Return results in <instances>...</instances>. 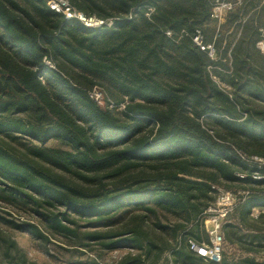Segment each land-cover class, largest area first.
Wrapping results in <instances>:
<instances>
[{
    "label": "trees",
    "instance_id": "16d2710c",
    "mask_svg": "<svg viewBox=\"0 0 264 264\" xmlns=\"http://www.w3.org/2000/svg\"><path fill=\"white\" fill-rule=\"evenodd\" d=\"M68 2L86 16L114 22L111 27L86 28L51 11L46 0H0V115L21 116L20 122L6 118L0 133L29 137L41 147L31 151L35 157L62 171L73 170L86 182L96 181L97 189L88 195L1 148L0 177L79 217L161 210L176 221L174 234L184 236L183 245L171 249L174 264H216L191 252L187 241L207 242L202 213L214 201L217 188L249 192L228 216L224 240L237 244L233 231L238 229L264 237V111L243 110L241 102H232L207 72L216 62L192 43L195 30L211 42L202 27L210 20V3ZM256 3L242 0L227 14L228 21L240 26ZM250 21L242 28L249 29ZM263 24L252 27L253 45ZM247 85L237 91L264 103V91H251ZM93 87L114 105L124 103V110L97 106L88 96ZM242 113L246 116L240 117ZM51 140L68 150L43 148ZM239 154L262 163L242 160ZM133 171L140 172L141 181L125 187L107 189L98 177L102 173L121 179ZM255 210L259 214L254 219ZM54 222L61 225L57 216ZM31 229L43 237L36 227ZM125 243L141 248L134 239L110 246ZM218 264L264 261L222 257Z\"/></svg>",
    "mask_w": 264,
    "mask_h": 264
},
{
    "label": "rangeland",
    "instance_id": "374dc122",
    "mask_svg": "<svg viewBox=\"0 0 264 264\" xmlns=\"http://www.w3.org/2000/svg\"><path fill=\"white\" fill-rule=\"evenodd\" d=\"M261 10L264 11V0H257L240 26L230 23L228 15L221 21L209 20L202 25L206 39L215 42L217 49L213 61L216 65L210 70V78L232 102H241L243 110L247 111H264L263 102L237 91L244 83L251 91H264V54L257 52L251 43L252 27L264 22V16L259 15ZM248 18L251 20L249 29L242 28ZM231 79L234 82L229 84L226 80ZM241 115L245 117L246 113ZM6 118L20 122L21 116L0 115V128L7 121ZM0 148L16 159L27 160L41 171L81 187L88 195L95 194L96 181L86 182L73 170L62 171L35 157L31 151L41 147L29 137L18 133H0ZM43 148L68 150L56 140L48 141ZM144 170L146 174L150 172L148 168ZM98 177L105 188L110 189L114 185L125 187L134 181L138 184L141 175L139 171H133L121 179L105 178L102 173ZM64 213L63 206L35 195L27 187H16L0 177V264H174L171 249L183 245L184 236L172 231L176 221L161 210L152 214L130 209L90 218L73 213H66L63 217ZM258 214L259 211L255 210L251 217L255 219ZM56 216L61 220L59 227L54 222ZM24 224L30 227H17ZM158 224L165 229L159 228ZM31 226L36 227L43 237L39 238ZM233 232L234 240L238 242L229 244L224 240L223 259L253 258L264 261L263 235H255L245 229ZM201 238L205 240L204 235ZM130 239L136 240L141 248H131L126 243L119 245V248L110 246ZM246 249L254 251L248 252Z\"/></svg>",
    "mask_w": 264,
    "mask_h": 264
},
{
    "label": "built area",
    "instance_id": "2783aa9c",
    "mask_svg": "<svg viewBox=\"0 0 264 264\" xmlns=\"http://www.w3.org/2000/svg\"><path fill=\"white\" fill-rule=\"evenodd\" d=\"M210 3V20L221 21L228 13L234 11L241 5V0L233 2L231 0H207ZM47 7L56 14L61 15L65 20H75L86 28L111 27L114 19H101L94 15L86 16L82 12L76 10L70 5L68 0H46ZM167 37H171V32H165ZM192 43L201 51L207 54L208 58L215 61L217 50L214 42L206 43L204 35L200 30H195L192 36ZM255 49L260 54H264V25L258 29V38L254 44ZM45 64L52 68L51 64L45 61ZM212 66L207 68L209 75ZM215 79V77H212ZM89 98L99 107L108 110L121 112L125 108V104L114 105L113 102L107 101L103 91L99 87H93L89 94ZM242 160L255 163H262V160L257 157L247 158L239 154ZM260 179V177H254ZM264 178V177H263ZM249 194L248 191L238 190L236 192L226 191L218 188L214 201L208 205L202 213V221L204 232L207 237V242L197 243L189 239L187 241L188 249L197 256L212 263H220L223 254L224 235L223 226L227 222V218L233 213L237 205L243 201Z\"/></svg>",
    "mask_w": 264,
    "mask_h": 264
}]
</instances>
